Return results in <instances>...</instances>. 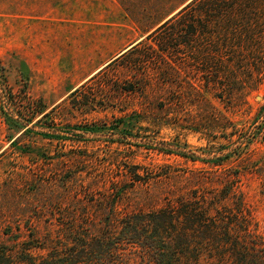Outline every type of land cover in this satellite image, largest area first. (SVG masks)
I'll use <instances>...</instances> for the list:
<instances>
[{"label":"rangeland","instance_id":"rangeland-1","mask_svg":"<svg viewBox=\"0 0 264 264\" xmlns=\"http://www.w3.org/2000/svg\"><path fill=\"white\" fill-rule=\"evenodd\" d=\"M186 2L0 0V264L51 252L54 264H109L108 252L77 257L84 248L74 237L101 234L112 201L119 217L147 212L181 195L218 191L230 176L239 185L233 200H243L264 240V83L248 102H189L181 64H174V86L163 89L157 65L149 63L153 86L141 95L124 89L137 85L141 66L120 61L83 87L75 105L69 99ZM3 105L22 121L49 112L45 127L107 128L68 130L61 140L44 138L36 127L12 144L20 130L9 128ZM134 171L140 178L129 177ZM74 219V229L83 225L79 232L71 229ZM136 249L112 264H146Z\"/></svg>","mask_w":264,"mask_h":264},{"label":"trees","instance_id":"trees-1","mask_svg":"<svg viewBox=\"0 0 264 264\" xmlns=\"http://www.w3.org/2000/svg\"><path fill=\"white\" fill-rule=\"evenodd\" d=\"M120 61L126 67L140 65L142 70L137 85L128 84L124 88L126 92L141 95L149 92L153 86L149 63L157 65L155 73L161 88L174 86L173 78L180 74L174 64H181V69L188 73L189 102L206 103L210 96L225 103L248 102L249 96L264 83V0H188L145 39L75 89L69 96L73 105L83 87ZM88 103V99L82 101L83 105ZM2 113L9 128L20 130L12 144L19 142L22 135L36 132V127H41L37 132L44 138L61 140L67 139L73 130L99 133L107 128L106 124L45 127L42 124H48L44 119L49 112H42L36 121L30 116L22 121L18 115L21 113H11L4 105ZM263 113L264 105L258 117ZM230 157L227 153L220 159L225 161ZM128 174L140 178L135 171ZM221 182L218 191L193 197L181 195L158 209L123 217H119L117 203L112 201L109 215L102 220L104 224L101 222V234L74 237V240L81 239L85 249L77 257L108 252L109 264H112L118 258L127 259L126 251L132 247L141 252L146 264H201L203 259H206L204 264H264V240L251 228L250 214L243 200H233L239 194L237 180L230 176ZM90 218L85 221H93ZM77 222L72 221L73 232H79L77 229L83 226L78 223L74 229ZM53 256L57 255L51 252L48 258L39 260L27 253L25 263L54 264Z\"/></svg>","mask_w":264,"mask_h":264},{"label":"crops","instance_id":"crops-1","mask_svg":"<svg viewBox=\"0 0 264 264\" xmlns=\"http://www.w3.org/2000/svg\"><path fill=\"white\" fill-rule=\"evenodd\" d=\"M100 68H101V66L99 68H97L95 71H93L89 76H87L86 78H84L81 82H79V84H77L75 87H77L78 85H80L81 83H83L85 80H87L92 74H94Z\"/></svg>","mask_w":264,"mask_h":264}]
</instances>
